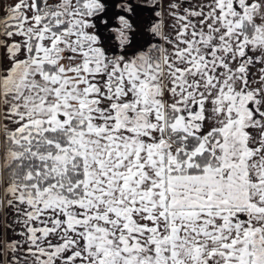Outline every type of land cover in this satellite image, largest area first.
Listing matches in <instances>:
<instances>
[{"label":"snow or ice","instance_id":"snow-or-ice-1","mask_svg":"<svg viewBox=\"0 0 264 264\" xmlns=\"http://www.w3.org/2000/svg\"><path fill=\"white\" fill-rule=\"evenodd\" d=\"M0 264H264V0H0Z\"/></svg>","mask_w":264,"mask_h":264}]
</instances>
